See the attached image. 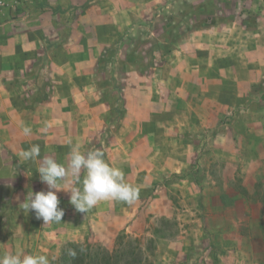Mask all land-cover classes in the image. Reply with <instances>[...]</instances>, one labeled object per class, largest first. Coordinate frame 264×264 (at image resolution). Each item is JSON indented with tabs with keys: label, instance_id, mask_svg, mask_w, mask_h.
Instances as JSON below:
<instances>
[{
	"label": "crops",
	"instance_id": "0c3cea01",
	"mask_svg": "<svg viewBox=\"0 0 264 264\" xmlns=\"http://www.w3.org/2000/svg\"><path fill=\"white\" fill-rule=\"evenodd\" d=\"M210 1L212 13L207 24H201V20L192 16L193 24L188 25L189 16H184L176 19L179 26L173 29L172 20L158 8L176 6L178 0H25L20 5L6 0L0 8V186L3 187L1 193L5 194L1 197H6L20 215H32L24 213L19 204L26 192L48 190L37 173L44 158L50 157L67 166L72 147L86 152L93 147L92 142L102 139L108 131L104 125L108 104L120 97L125 101L127 88L133 90L128 103L139 104L146 94L157 97L155 91L150 92L151 88L163 87L165 95L148 103L167 104L166 108L160 107L161 110L149 115L153 133L143 132L148 134L152 146L164 133L170 144L164 149L151 147L146 165L150 172L148 180L154 188L147 215L162 216L171 208L170 190L152 168H159V172L163 168H173L172 172L184 170V166L193 163L189 158L184 159V148L191 153L201 140L205 146H211L214 153L227 152L228 155L226 163L221 164L228 169L223 184L220 180L213 181L212 186L200 191L199 182H192L197 188V193L191 194L192 205L200 199L197 207H201V224L194 237L188 228L181 231L176 241L180 252L170 257H179V264H264V200L253 187L248 188L246 174L242 190L235 191V170L231 168L237 167L233 152L238 147L242 151H257V158L250 166L254 168V177L262 172L259 151L264 145V134L255 124L238 125L237 121L263 116L247 107V99L253 79L257 77L254 74L260 72V77L264 78V2ZM194 3L180 1L181 6L196 8L199 14L205 3L203 0ZM120 37L121 42L113 45L118 61L110 76L97 66L95 58L101 47H108L109 42ZM163 38L175 39L178 45L171 47L172 56L166 57L158 70L163 73L158 80L154 72L162 50L154 49ZM62 39L65 41H58ZM146 40L153 43L145 46ZM125 41L134 46L142 41L144 46L139 50L146 54L136 51L133 55L131 49L134 48L128 45L125 49ZM122 54L124 59L120 58ZM174 86L180 89L174 91ZM145 87L147 89L142 91ZM206 103L212 104V112L222 119L211 128L202 121L199 112ZM186 112L193 122H198L199 130L184 127L180 120ZM136 116L139 118L141 114ZM20 120L31 126V135L22 134L18 127ZM69 138L72 145L67 143ZM136 141H141V137ZM32 144L40 146V156L34 161H24L19 152ZM101 145L105 147L104 140ZM120 148L119 144L114 145L111 154L104 156L106 162L118 167L114 150L118 152ZM177 151L183 156L175 163L168 162L167 158ZM154 156H164L165 160L157 162ZM218 161L213 160L214 166H218ZM14 162L22 168L19 170L22 181L20 187L10 189ZM32 174L36 181L26 185ZM139 178L136 176L133 181H140ZM181 181L184 182V178ZM63 187L67 188L68 184L65 182ZM57 195L59 207L64 209L61 222L43 224L41 220L35 221L34 226L40 240L46 242L48 254L62 241L83 242L87 230L89 243L110 246L108 235L131 229L127 219L131 221L130 217L137 214L135 203L134 212H124L118 202L112 200L79 213L70 204L66 191L60 190ZM184 197L187 198L182 192L181 198ZM108 216L120 218L122 223L110 228L105 221Z\"/></svg>",
	"mask_w": 264,
	"mask_h": 264
},
{
	"label": "rangeland",
	"instance_id": "374dc122",
	"mask_svg": "<svg viewBox=\"0 0 264 264\" xmlns=\"http://www.w3.org/2000/svg\"><path fill=\"white\" fill-rule=\"evenodd\" d=\"M180 1L181 0H178V5L176 6L174 5L172 7L158 8L161 12V9H163V12H165L170 20H172L171 22L174 23L172 26L173 29L179 26V24L176 23V19L182 18L184 16H189L187 18V21L190 19L187 22L188 25L193 24V21H191L192 16L197 17L198 20H201V24L208 23L207 20L210 19L212 13L210 0H203L205 3V8L200 9L199 14H197L196 8L181 6ZM191 1L195 2L194 4H196V0H184V4L187 2L190 3ZM76 13L79 14V11L77 10ZM160 31L162 33V28ZM121 40L122 37L117 40L114 39L109 42L108 47H101L100 54L95 58L97 59V66L107 72V75L109 72L111 76L113 70H115L114 68H116L115 63L118 61V55L116 54V52H114L116 49L113 48V45L118 44L119 42H121ZM58 41L62 42L65 40L62 39ZM142 41L140 45L135 46L134 44L125 41V49L129 47L128 45H132V47L134 48L131 49L133 51V55H136V51L145 55L146 53H143V50H139L144 46L142 44ZM146 41L147 43L145 46H148L150 42L153 43V41L150 40ZM93 42L95 43L94 40ZM155 45L157 46V48L154 49L155 51L158 49L162 50V57L159 61H157V65L155 67L157 71L154 72L159 80L163 77V73L159 72L158 70H160V68L162 67L163 62L166 60V57L172 56L170 53L171 47L176 48L178 44L175 42V39L173 40L163 38L162 41H157ZM122 55L120 56V58L124 59L125 56L123 55L122 57ZM143 58L144 57L140 58V60H143L142 62H144ZM62 61H65V59H62ZM254 75L257 77L253 79L254 83L250 86V97L248 96L247 99V107L249 106L251 107V109H254L253 111L256 114L262 113L263 116L261 117V119H259V117L255 118V116L250 120H238L237 124L242 125L244 123L247 126L255 124L256 127H258L260 133L264 134V131L261 132V129H264V78L260 77V72L255 73ZM145 89L147 88H143L142 91H144ZM173 89L174 91H176V89L180 88L178 86H174ZM154 91L157 93V97L165 95V88L163 87L157 86L156 88H151L150 92L154 93ZM132 92L133 90L131 87L127 88V91L125 93V101H123V99L120 97L116 99L115 102H110V104H108V113L106 115L107 118L104 123V125L108 127V131L104 133L101 139L104 140L105 147L101 145V140H98V142H92L93 147L91 146V148H88L87 151L99 149L103 152L104 156H109V153L111 154L110 150L114 149V145L119 144L120 147H122L123 150L120 148L118 149V152L114 150V153L117 154L116 156L119 160L118 167L123 170L125 181L139 189V198L134 202V210L137 212V214L130 217L131 221H129V217L127 219V223L129 227L131 226V229H122L120 231L111 232V234L108 235L111 242L110 246L105 247L98 243H89L87 239V237L89 238L88 230L86 231V233H84L86 239L83 242L79 243L99 245L109 250L113 248L117 236L123 233L131 238L143 240V244L147 246V250L144 253V256L147 258V264H167L168 262H170V264L172 262H174V264H179L181 261L179 257L171 258L170 256L174 253L177 254L180 252V244L176 241L179 240L181 231L188 228L190 230L189 233H192L194 237L197 234V228L201 224V207H197L199 206L200 199H198V202L195 203L196 205H192L191 194L194 192L197 193V188L192 184V182H199L200 187H198V189L200 191L206 186H212L211 184L213 181L220 180L221 184H223V180L227 178L228 169H224L221 164L224 161L226 163L228 155H226L227 152H221L220 154L214 153L211 146H205V142L201 140V143L197 145L198 148H194L191 153L190 150L188 151L186 148H184V159L189 158L191 161H193L190 166H184V170L172 172L173 168H163L159 172V168H152L153 170H155V173L158 174L157 176H160V179H162V181L166 183V186H168L170 190L171 208L169 209L168 213L162 216L151 217L147 215L149 198L152 195L154 184L150 183L148 180V174H150V172L149 167L146 165V163L148 162V158L151 155L152 148H154L155 146L157 149H164L165 147L169 148L170 144L166 142L165 137L167 136L164 133V135L161 134L157 137L156 145L152 146L148 142V134H144L143 132L150 131V134L153 133L151 132L153 131L152 123L149 124L150 121H148L149 115L153 114L157 109L161 110L162 108L160 107L164 106L166 108L167 104L159 106L158 104L148 103L154 100V98L156 97L154 94L144 95V97L141 98L142 102H140L139 104L132 103V101H129L128 103V96L132 97ZM133 110L135 111V115H133L132 113ZM212 110L213 107L210 103H206L202 107V110H199L200 115L202 116V121L209 128H211V126L219 124L222 121V119L214 114ZM137 113L141 114L139 118H137L136 116ZM164 115L165 114L163 113V117ZM180 121L184 122V127L195 131L199 130L198 122H193L190 117H188L187 112L184 114V118H182V120ZM117 129L119 130V132H117ZM149 136L152 137V135ZM137 137H141V141H136ZM205 138H208V136ZM117 139L118 143H116ZM185 140L186 137L184 136V141ZM194 140H196L195 137ZM261 147L262 150H260L259 152L262 155V168H260L262 172L260 173L259 177L253 176L252 170L254 168L250 166L252 161L257 158V151L254 152L252 149L242 151L237 147V151L233 152L234 156L232 154L234 161L238 162L237 167L231 168L235 170L233 183V189L235 191L242 190L241 184L243 182V176H245L246 174L248 178V182H246L248 188L253 187V190L255 192L261 193V198L264 200V145L262 144ZM179 156H183V153L181 151H177L176 153H174L173 156L167 158V161L175 163L176 160L179 159ZM156 159L157 162H160V160H165L164 156H158ZM200 159L203 161L197 165L196 163ZM214 159H219V161L217 162L218 166H214ZM13 166L15 168L14 174L11 178V181L9 182L10 184H8V187L10 189L14 188L16 185L20 187L22 181V175H20L19 173V170H22L21 166L16 162H14ZM153 172L154 171H152V173ZM136 176H140V181H133L134 177ZM34 178L35 177L33 176V174L30 175L27 181L28 183L25 184L30 185V183L32 182L34 184V182L36 181ZM183 178L184 182L181 181V179ZM25 180H27L26 177ZM2 189L3 187L0 186V256L6 253L44 254L47 255L50 263L56 260L59 256L61 248L66 243L73 242L62 241L59 244L58 248L55 247V251L53 253L50 251V253L48 254L45 250L46 242L44 240H40L41 237H38V230H36L34 227L36 225L35 221L39 222L42 219H36L32 212V215L29 216L20 215L19 211L15 210V208L11 206L10 202L6 200V197H4L5 194L1 193ZM182 192H184L187 198H181ZM2 194L4 195L3 197H1ZM134 203L129 205L124 202H118V207L124 212H134ZM138 212L141 214H138ZM105 221L106 224L110 226V228L116 226L118 222L122 223V219L113 218L112 216H108ZM87 233L88 236L86 235ZM168 256L170 257V259L168 258Z\"/></svg>",
	"mask_w": 264,
	"mask_h": 264
},
{
	"label": "clouds",
	"instance_id": "9594fccd",
	"mask_svg": "<svg viewBox=\"0 0 264 264\" xmlns=\"http://www.w3.org/2000/svg\"><path fill=\"white\" fill-rule=\"evenodd\" d=\"M18 127L27 137L32 128L23 120ZM47 131V128H44ZM72 145V140H67ZM40 156V146L32 144L28 149H21L19 157L24 161L36 160ZM39 179L47 186V191L32 192L25 195L19 208L24 213L32 212L43 224L61 222L64 209L59 207L57 193L64 190L69 194V202L79 213H86L102 201L112 200L131 205L139 198V189L127 183L122 170L110 165L104 159L101 150L81 152L72 147L67 166L48 157L44 158L38 169ZM68 187H63L64 183ZM0 264H50L44 254L6 253L0 256Z\"/></svg>",
	"mask_w": 264,
	"mask_h": 264
},
{
	"label": "trees",
	"instance_id": "16d2710c",
	"mask_svg": "<svg viewBox=\"0 0 264 264\" xmlns=\"http://www.w3.org/2000/svg\"><path fill=\"white\" fill-rule=\"evenodd\" d=\"M146 250L143 240L122 233L109 250L87 243H66L50 264H147Z\"/></svg>",
	"mask_w": 264,
	"mask_h": 264
},
{
	"label": "built area",
	"instance_id": "2783aa9c",
	"mask_svg": "<svg viewBox=\"0 0 264 264\" xmlns=\"http://www.w3.org/2000/svg\"><path fill=\"white\" fill-rule=\"evenodd\" d=\"M5 1L6 0H0V8L5 4ZM25 1V0H14L15 3H19L22 4V2Z\"/></svg>",
	"mask_w": 264,
	"mask_h": 264
}]
</instances>
